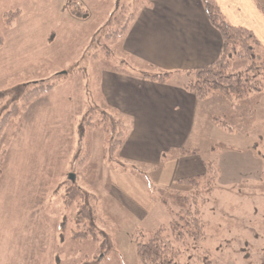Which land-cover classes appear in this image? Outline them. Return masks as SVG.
Here are the masks:
<instances>
[{
  "label": "rangeland",
  "instance_id": "1",
  "mask_svg": "<svg viewBox=\"0 0 264 264\" xmlns=\"http://www.w3.org/2000/svg\"><path fill=\"white\" fill-rule=\"evenodd\" d=\"M74 1L0 0V264H142L141 234L162 227L169 235L190 207L175 195L194 190L110 152L114 132L131 120L105 102L101 73L153 71L111 36L140 0ZM247 65L234 59L230 72ZM215 94V122L231 130L212 133V166L191 208L204 233L186 237L181 259L196 264L207 251L210 264H264V90L235 101ZM70 181L93 195L84 202L93 223L77 218L78 201L67 202Z\"/></svg>",
  "mask_w": 264,
  "mask_h": 264
},
{
  "label": "crops",
  "instance_id": "2",
  "mask_svg": "<svg viewBox=\"0 0 264 264\" xmlns=\"http://www.w3.org/2000/svg\"><path fill=\"white\" fill-rule=\"evenodd\" d=\"M215 2L231 25L250 29L264 48V11L258 4L264 6V0ZM118 39L128 57L168 73L163 80L118 66L101 73L105 102L123 116L120 119L131 120L119 147L123 158L149 164L157 169L158 179L176 184L208 176L214 153L212 133H224L213 117L217 97L200 99L185 88L196 70L218 60L222 49V36L202 0H140ZM207 152L212 153L205 159Z\"/></svg>",
  "mask_w": 264,
  "mask_h": 264
},
{
  "label": "trees",
  "instance_id": "3",
  "mask_svg": "<svg viewBox=\"0 0 264 264\" xmlns=\"http://www.w3.org/2000/svg\"><path fill=\"white\" fill-rule=\"evenodd\" d=\"M75 3L69 0L68 6ZM207 15L212 24L219 30L222 36V49L218 60L212 64L198 69L194 72V78H190L185 84V88L193 92L198 98H205L214 92H221L229 100L235 101L244 98L253 93H259L264 90V48L254 33L245 27L231 25L219 10L215 0H202ZM264 11V6L258 3ZM74 14H82L81 9L73 10ZM135 12L132 13L130 20ZM84 15V14H83ZM129 20V21H130ZM128 21V22H129ZM125 25V24H124ZM125 27L121 31H114L111 36H121ZM2 39L0 37V44ZM246 59L248 65L236 72H230L231 62L234 59ZM144 77L163 80L168 73L162 71H143ZM53 85L38 86L26 93L28 98L38 95L42 90L51 88ZM224 130L230 131L231 128L218 124ZM110 143V152H115L121 145L124 130L118 129L114 132ZM117 145V146H116ZM215 171V170H214ZM215 173V172H214ZM215 175V174H214ZM206 181V185L211 189L215 176ZM207 177V176H206ZM204 180V179H203ZM71 182V181H70ZM74 182V181H73ZM182 184L189 186L194 190L191 194L175 195L179 205L190 206L185 216H180L178 220H173L169 227V235L161 227L154 230L149 237H141L136 241V253L142 264H188L181 259L182 254L187 250L186 237L198 241L204 233V225L200 217L199 209H193L198 198V189L200 188L201 179L198 177H189L180 181ZM196 190V191H195ZM88 196L80 187L71 185L67 186V202H77V218L92 222L96 219L94 212L84 203ZM93 223V222H92ZM92 226V225H91ZM82 237L88 233H76ZM144 237V238H143ZM202 260L197 256L198 262L210 264L207 251H203ZM207 258V259H205ZM189 262V261H188ZM195 262V261H194ZM196 261L195 263L198 264Z\"/></svg>",
  "mask_w": 264,
  "mask_h": 264
},
{
  "label": "water",
  "instance_id": "4",
  "mask_svg": "<svg viewBox=\"0 0 264 264\" xmlns=\"http://www.w3.org/2000/svg\"><path fill=\"white\" fill-rule=\"evenodd\" d=\"M75 180V177H72V181H74Z\"/></svg>",
  "mask_w": 264,
  "mask_h": 264
}]
</instances>
